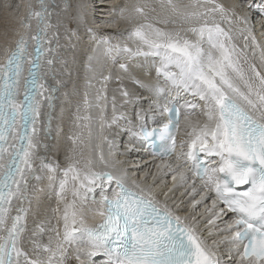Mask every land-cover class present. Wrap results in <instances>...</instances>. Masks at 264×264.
<instances>
[{"label": "snow or ice", "instance_id": "1", "mask_svg": "<svg viewBox=\"0 0 264 264\" xmlns=\"http://www.w3.org/2000/svg\"><path fill=\"white\" fill-rule=\"evenodd\" d=\"M0 8V264H264V0H125L115 36L86 0Z\"/></svg>", "mask_w": 264, "mask_h": 264}, {"label": "bare ground", "instance_id": "2", "mask_svg": "<svg viewBox=\"0 0 264 264\" xmlns=\"http://www.w3.org/2000/svg\"><path fill=\"white\" fill-rule=\"evenodd\" d=\"M13 3L16 2V0H12ZM87 2V10L86 12V19H87V25L88 27L92 28L94 32L98 33L99 35H113L120 31L125 30L124 27L128 28L129 26L125 23L119 21L118 17L112 14V9L117 5H122L125 0H86ZM221 2L227 4H237L241 3L242 0H221ZM243 2H246V0H243ZM255 3H260L261 0H254ZM4 3V0H0V5ZM70 4H75L76 0H69ZM238 11H246V9H238ZM73 12V9L70 8L67 12L62 13L63 17H65V23L69 24V26H75V21H71L67 19ZM250 16V26L252 27L254 34L257 36L258 39L261 38L262 34H264V16H261V14L258 11H251L249 12ZM254 20V21H253ZM55 22V18H54ZM13 21L6 15L4 10L0 8V34H2L5 30V28H11L13 26ZM61 33H63V29H61ZM83 39H85L84 42H82ZM87 39V40H86ZM81 40V41H80ZM80 40H79V50L77 51L76 55L78 58V65L80 67V84H83V64L87 62L88 57L92 55H96L93 50L95 49V43L92 40L91 33H88L86 30H81L80 32ZM62 43H65L63 39L61 40ZM75 42V41H74ZM239 43H243V41H239ZM71 55V54H69ZM154 76V74H152ZM117 86V83L115 84ZM71 87V84L69 85ZM129 87L131 85L129 84ZM82 90V89H81ZM118 99L119 94L116 93ZM111 108L109 105V114H110ZM70 125H66L64 127V136L61 137L62 143L65 144L66 136L68 133V128ZM115 139L121 140V145L124 147L123 150H120L118 142L116 144L118 145V152H120V155L117 156L118 161L126 162L124 166L131 169L130 175L131 176H139L140 178H143L145 172L156 171V165L161 163L160 161H154L152 157H150L147 153L136 151L132 152H125V144L128 142V136H118ZM100 143V141L97 139L94 141V145ZM68 144V142H67ZM67 144H65L67 146ZM101 149L104 151H107V145L104 144L100 145ZM61 161L63 162V156L60 157ZM138 170V171H137ZM149 182H151V177H149ZM169 185H171V178L168 177ZM177 195H179V192H177ZM198 199V197H197ZM52 204H54V198L51 201ZM96 219H99L98 217Z\"/></svg>", "mask_w": 264, "mask_h": 264}, {"label": "rangeland", "instance_id": "3", "mask_svg": "<svg viewBox=\"0 0 264 264\" xmlns=\"http://www.w3.org/2000/svg\"><path fill=\"white\" fill-rule=\"evenodd\" d=\"M88 12H86V15H87ZM126 29V27H124ZM83 30V29H82ZM82 42L85 41V39L82 38ZM87 40V39H86ZM81 41V40H80ZM154 74V72L152 73ZM116 82L115 80H113L110 84H109V90H108V95H109V98H111V96L113 95V92H112V89L116 88L117 86L115 85ZM106 146V145H105Z\"/></svg>", "mask_w": 264, "mask_h": 264}]
</instances>
